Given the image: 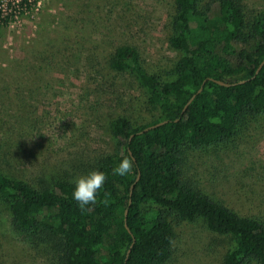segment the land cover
<instances>
[{
	"label": "trees",
	"instance_id": "trees-1",
	"mask_svg": "<svg viewBox=\"0 0 264 264\" xmlns=\"http://www.w3.org/2000/svg\"><path fill=\"white\" fill-rule=\"evenodd\" d=\"M259 1L262 8H248L247 0H171L165 29L178 58L158 71L143 65L136 45H116L108 67L134 77L137 107L156 111V117L145 123L126 116L110 120L115 150L92 158L88 173L102 171L107 180L86 211L72 198L74 177L37 178L33 185L0 171V202L13 234L47 264H164L172 254L174 226L202 220L224 237L220 264H264V217L237 214L184 172L189 151L228 143L264 116V63L255 73L264 59ZM23 2H8L7 8ZM125 157L133 160V172L113 176ZM104 193L107 205L99 202Z\"/></svg>",
	"mask_w": 264,
	"mask_h": 264
},
{
	"label": "rangeland",
	"instance_id": "rangeland-1",
	"mask_svg": "<svg viewBox=\"0 0 264 264\" xmlns=\"http://www.w3.org/2000/svg\"><path fill=\"white\" fill-rule=\"evenodd\" d=\"M10 1L0 0V10ZM32 1L25 13L0 17V171L35 185L37 178L87 175L95 153H113L111 119L156 117L137 107L134 77L108 67L116 45H136L149 71L169 67L178 53L165 29L171 0ZM247 7L263 3L247 0ZM184 172L237 214L264 217V116L228 143L189 151ZM8 220L0 202V264H47ZM174 229L164 264H220L224 237L202 220Z\"/></svg>",
	"mask_w": 264,
	"mask_h": 264
},
{
	"label": "clouds",
	"instance_id": "clouds-1",
	"mask_svg": "<svg viewBox=\"0 0 264 264\" xmlns=\"http://www.w3.org/2000/svg\"><path fill=\"white\" fill-rule=\"evenodd\" d=\"M133 160L125 157L112 169L113 176L126 177L133 172ZM107 175L99 170H92L87 175L79 176L74 180V190L72 198L77 203L81 211H86L90 205L98 202V195L104 188ZM109 194L104 193L102 202L109 203Z\"/></svg>",
	"mask_w": 264,
	"mask_h": 264
},
{
	"label": "water",
	"instance_id": "water-1",
	"mask_svg": "<svg viewBox=\"0 0 264 264\" xmlns=\"http://www.w3.org/2000/svg\"><path fill=\"white\" fill-rule=\"evenodd\" d=\"M264 63V59L259 63V65L257 66V68H256V70H255V73L257 72V70L260 68V66L262 65ZM205 81V79L202 81V83L199 85V87L197 88V90L189 97V99L187 100V102H186V104L184 105V107L183 108H185V106L193 99V97L195 96V94H197L198 92H200L201 91V89H202V85H203V82ZM217 83H219V84H222V85H225V86H227V85H229L228 83H226V82H222V81H219V80H215ZM239 82H243V80H241V81H239ZM164 122H166V120H163V121H160V122H157V123H155V124H153V125H150V126H147V127H145L144 129H143V131H146V130H148V129H150V128H153V127H155V126H158V125H160V124H162V123H164ZM137 176L138 175H136V178H137ZM130 193V192H129ZM128 202H129V200H128ZM126 214V211H124V215ZM125 227H126V225H125ZM128 230V229H127ZM129 231V230H128ZM127 253H128V250L126 251V256H127ZM125 256V257H126Z\"/></svg>",
	"mask_w": 264,
	"mask_h": 264
},
{
	"label": "built area",
	"instance_id": "built-area-1",
	"mask_svg": "<svg viewBox=\"0 0 264 264\" xmlns=\"http://www.w3.org/2000/svg\"><path fill=\"white\" fill-rule=\"evenodd\" d=\"M17 1H19V0H12V1H10L9 3H11V5L13 6ZM8 3V2H7ZM7 3H6V5H7ZM34 4H36L35 3V1H32V0H24V2H23V4H22V6H20V7H17L16 6V8L15 9H8L7 8V11H1V15H3V14H5V13H7V12H9V10H10V12L12 13V16H16L15 14L16 13H25L27 10H29L30 9V6H33ZM1 17V16H0Z\"/></svg>",
	"mask_w": 264,
	"mask_h": 264
}]
</instances>
